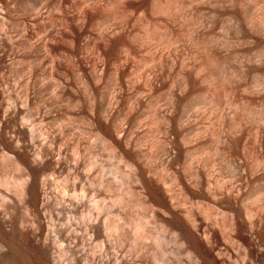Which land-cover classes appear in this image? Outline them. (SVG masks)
<instances>
[{"label":"clouds","instance_id":"clouds-1","mask_svg":"<svg viewBox=\"0 0 264 264\" xmlns=\"http://www.w3.org/2000/svg\"><path fill=\"white\" fill-rule=\"evenodd\" d=\"M0 256L264 264V0H0Z\"/></svg>","mask_w":264,"mask_h":264},{"label":"bare ground","instance_id":"bare-ground-1","mask_svg":"<svg viewBox=\"0 0 264 264\" xmlns=\"http://www.w3.org/2000/svg\"><path fill=\"white\" fill-rule=\"evenodd\" d=\"M8 226L9 222H4L3 224H0V231H2L4 227ZM0 264H12V258L8 255L0 256Z\"/></svg>","mask_w":264,"mask_h":264}]
</instances>
